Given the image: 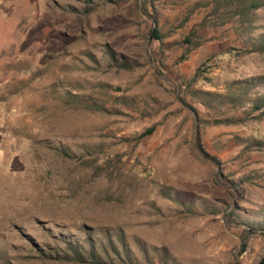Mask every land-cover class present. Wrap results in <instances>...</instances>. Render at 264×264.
Masks as SVG:
<instances>
[{
  "label": "rangeland",
  "instance_id": "374dc122",
  "mask_svg": "<svg viewBox=\"0 0 264 264\" xmlns=\"http://www.w3.org/2000/svg\"><path fill=\"white\" fill-rule=\"evenodd\" d=\"M263 43L264 0H0V264H263Z\"/></svg>",
  "mask_w": 264,
  "mask_h": 264
},
{
  "label": "trees",
  "instance_id": "16d2710c",
  "mask_svg": "<svg viewBox=\"0 0 264 264\" xmlns=\"http://www.w3.org/2000/svg\"><path fill=\"white\" fill-rule=\"evenodd\" d=\"M257 5H259V4H257ZM152 38H156V39H160L161 38V34L159 33V30H158V28H154L153 29V34H152ZM187 43H191V36L189 35V37L187 38ZM261 48L262 49H264V43L262 44V46H261ZM261 48H256V49H261ZM111 55H112V57L113 58H115V53L113 52V51H111ZM116 59V61L118 62V65L120 66V67H123V68H132V67H134V63H132L131 61H128V60H125V59H117V58H115ZM263 103L264 102H261L260 104H257V109H260L262 106H263ZM154 129H155V127H150V128H148L144 133H142L141 134V137H144V136H146V135H148V134H151L153 131H154ZM261 140H257V142L256 143H259ZM249 231V230H248ZM247 233H251V232H247ZM78 252H80V250H77ZM79 254V253H78ZM262 263L264 264V259L262 260Z\"/></svg>",
  "mask_w": 264,
  "mask_h": 264
}]
</instances>
